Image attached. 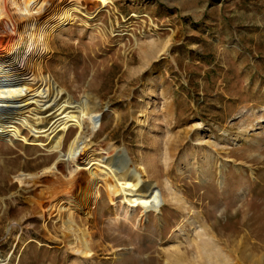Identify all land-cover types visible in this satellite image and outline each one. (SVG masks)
<instances>
[{"label":"rangeland","instance_id":"374dc122","mask_svg":"<svg viewBox=\"0 0 264 264\" xmlns=\"http://www.w3.org/2000/svg\"><path fill=\"white\" fill-rule=\"evenodd\" d=\"M16 2L0 72L38 67L96 114L68 183L81 126L40 135L36 104L0 101V264H264V0H46L40 31Z\"/></svg>","mask_w":264,"mask_h":264},{"label":"bare ground","instance_id":"6f19581e","mask_svg":"<svg viewBox=\"0 0 264 264\" xmlns=\"http://www.w3.org/2000/svg\"><path fill=\"white\" fill-rule=\"evenodd\" d=\"M95 1L99 6L98 10L106 8L109 4L112 3V0ZM23 3L24 0H22V3H20V0H17L15 5L17 15L20 16L22 21L27 22V24L30 25L34 30L40 31L39 28H42L40 26V21L43 16L42 14H45L48 10L46 8L48 2H46V0H41L40 2L32 1V3L26 5L25 3ZM4 15L2 3L0 0V21L3 19ZM7 16L8 17H6V20L11 21V18L13 17L10 15ZM11 31L17 34V30L15 31L14 26L11 28ZM34 39V44H32L31 46L33 47V50H35L34 53H38L35 54V56H39L41 53V46L38 42L40 41L36 38V35ZM2 69L0 72V101L8 102L14 107L18 105L21 99H25L28 104H36V109L34 110L33 117L29 122H27V124L30 125V127L35 132L44 136L52 135L56 131H58L60 134H64L65 131L70 127V125L81 126L80 132L69 144L64 159L66 161L67 181L68 183H74V177L78 172L77 166L79 154L77 153V151L78 149L82 150V148H84L83 150L86 152L85 148L87 149L88 146V144H86V138L84 136L85 125L92 123L93 117L96 113L90 109L79 111L78 108L75 107L72 103L68 92L58 87L56 80L52 79V77H47L46 79L42 78L41 71L38 67L34 69L28 79L23 77L24 70L14 65L8 67L7 69ZM78 118L79 121H77ZM58 122L60 123V127L57 129ZM94 127L96 129V125ZM89 160L90 161L87 164V167L93 166L92 168L97 169V175L101 179H103V181L110 188L111 197L115 198L117 191L113 190L112 187L116 185H113L112 183L117 184L118 187L119 184L116 183L117 180H115L113 176L112 163L114 158L105 159L104 157H97L92 160L90 158ZM143 170L145 171V169ZM107 178L111 179V183L106 182ZM71 216L72 217L69 218V222L66 223L68 233H70V235L72 236L75 235L74 238H79V241L82 243V245L88 247L87 245L89 240L84 234L85 232L83 230H80V235L77 236L75 234L76 232L74 228H76L77 221L75 219V216Z\"/></svg>","mask_w":264,"mask_h":264}]
</instances>
